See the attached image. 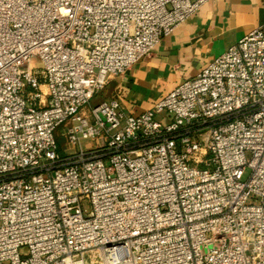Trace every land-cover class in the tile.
<instances>
[{"label":"built area","instance_id":"obj_1","mask_svg":"<svg viewBox=\"0 0 264 264\" xmlns=\"http://www.w3.org/2000/svg\"><path fill=\"white\" fill-rule=\"evenodd\" d=\"M208 1L0 0V264H264V23L93 103Z\"/></svg>","mask_w":264,"mask_h":264},{"label":"crops","instance_id":"obj_2","mask_svg":"<svg viewBox=\"0 0 264 264\" xmlns=\"http://www.w3.org/2000/svg\"><path fill=\"white\" fill-rule=\"evenodd\" d=\"M264 23V0H210L162 38L151 55L110 79L104 99L127 113L150 109L183 79L196 76L243 35Z\"/></svg>","mask_w":264,"mask_h":264},{"label":"rangeland","instance_id":"obj_3","mask_svg":"<svg viewBox=\"0 0 264 264\" xmlns=\"http://www.w3.org/2000/svg\"><path fill=\"white\" fill-rule=\"evenodd\" d=\"M31 66L34 68H40V67H42V63L38 60V58H33ZM103 99H104V94L102 92L98 97H96V99L94 100L93 103H97ZM160 116L161 115H159L158 117L160 118ZM65 127H66V125H63L60 129V133H58L59 141L61 144H65L67 142L66 136L61 134V132H63L65 130Z\"/></svg>","mask_w":264,"mask_h":264}]
</instances>
